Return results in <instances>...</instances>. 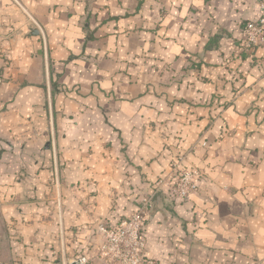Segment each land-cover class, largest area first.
Here are the masks:
<instances>
[{
    "label": "crops",
    "instance_id": "1",
    "mask_svg": "<svg viewBox=\"0 0 264 264\" xmlns=\"http://www.w3.org/2000/svg\"><path fill=\"white\" fill-rule=\"evenodd\" d=\"M258 15L259 0H0V264L94 257L97 226L181 155L198 190L156 193L146 256L264 264V47L243 48Z\"/></svg>",
    "mask_w": 264,
    "mask_h": 264
},
{
    "label": "built area",
    "instance_id": "2",
    "mask_svg": "<svg viewBox=\"0 0 264 264\" xmlns=\"http://www.w3.org/2000/svg\"><path fill=\"white\" fill-rule=\"evenodd\" d=\"M258 47H264V0H259L258 17L244 27V50L253 53ZM184 161V155L172 161L170 172L157 181L154 194L144 197L131 215L114 226L100 223L97 230L104 240L97 246L95 256L85 253L74 260L75 264H90L94 258L106 264H158L145 254L144 219L158 191L185 199L198 190V179L203 173L197 167L184 166Z\"/></svg>",
    "mask_w": 264,
    "mask_h": 264
},
{
    "label": "water",
    "instance_id": "3",
    "mask_svg": "<svg viewBox=\"0 0 264 264\" xmlns=\"http://www.w3.org/2000/svg\"><path fill=\"white\" fill-rule=\"evenodd\" d=\"M33 34L37 35V34H39V31L34 29ZM72 264H75V262H73Z\"/></svg>",
    "mask_w": 264,
    "mask_h": 264
}]
</instances>
